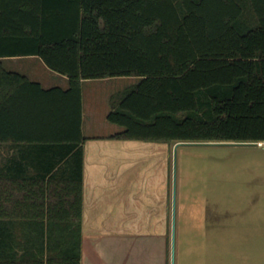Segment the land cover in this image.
I'll return each instance as SVG.
<instances>
[{
  "label": "trees",
  "instance_id": "16d2710c",
  "mask_svg": "<svg viewBox=\"0 0 264 264\" xmlns=\"http://www.w3.org/2000/svg\"><path fill=\"white\" fill-rule=\"evenodd\" d=\"M30 56L68 88L4 63ZM114 77L112 139L264 143V0H0V141L40 152L0 167V264H82V84Z\"/></svg>",
  "mask_w": 264,
  "mask_h": 264
},
{
  "label": "rangeland",
  "instance_id": "374dc122",
  "mask_svg": "<svg viewBox=\"0 0 264 264\" xmlns=\"http://www.w3.org/2000/svg\"><path fill=\"white\" fill-rule=\"evenodd\" d=\"M23 64L30 77L53 72L39 57ZM138 81L114 77L83 85L86 136L123 130L108 121L109 99ZM166 144L167 197L148 205L147 219L133 213L126 221L96 222L101 229L96 234L101 236L93 231L85 235L86 264L110 259L117 264H172L173 214L175 264H264V144ZM133 165L115 174L117 180L153 178L151 171H134ZM116 232L125 234L105 235Z\"/></svg>",
  "mask_w": 264,
  "mask_h": 264
},
{
  "label": "crops",
  "instance_id": "0c3cea01",
  "mask_svg": "<svg viewBox=\"0 0 264 264\" xmlns=\"http://www.w3.org/2000/svg\"><path fill=\"white\" fill-rule=\"evenodd\" d=\"M30 57H9L4 59L7 69L25 74L30 79L42 83L45 88L62 87L68 88L69 81L66 76L59 75L55 72L47 74L45 77L37 75V73L28 75L23 62ZM37 78V79H36ZM111 79V78H107ZM100 79V80H107ZM88 80L83 81V85ZM110 100V99H109ZM83 95V121L82 133L86 140L84 147V182H83V249L82 264L85 261V235L89 231L101 230L96 222L103 221H126L132 219L131 214H144V219L148 217V205L158 201L160 203L165 200L168 195L169 182L168 175H165L164 163L169 166L168 145L162 142H146L112 139L114 135H87L85 134V105ZM95 119V116H93ZM11 123V124H10ZM3 133L9 135V139L0 141V167L6 168L17 163L19 169L26 166V157H32L31 143L23 136L26 130L20 123L19 119H12L6 122ZM36 130V128L34 129ZM88 130H93V126L89 124ZM8 132V133H7ZM94 132V131H93ZM92 134V133H91ZM33 157H37L40 153L38 148ZM166 152V153H165ZM133 154V155H132ZM137 156L134 160H127L128 157ZM32 157V158H33ZM134 164V171L152 172L151 179L136 180L132 182H121L117 180L115 174L123 170L125 165ZM14 165L13 167H18ZM30 172L36 171L35 166L28 165ZM24 169V168H23ZM158 172V175L156 173ZM158 177V179H157ZM144 178V176H143ZM160 201V202H159ZM143 205V206H142ZM142 206V207H141ZM123 213L125 215L123 216ZM161 217H159L160 219ZM158 219V220H159ZM164 219V218H163ZM154 220H156L154 218ZM153 220V221H154ZM113 231V230H112ZM117 231H119L117 229ZM150 231L153 230L150 229ZM125 234V233H124ZM119 232L105 234L106 236L124 235ZM95 264H117L115 260L99 261Z\"/></svg>",
  "mask_w": 264,
  "mask_h": 264
},
{
  "label": "water",
  "instance_id": "95a60500",
  "mask_svg": "<svg viewBox=\"0 0 264 264\" xmlns=\"http://www.w3.org/2000/svg\"><path fill=\"white\" fill-rule=\"evenodd\" d=\"M188 144L261 145V143H257V142L210 141V142H178L176 143V147L180 145H188ZM172 264H175V214H173Z\"/></svg>",
  "mask_w": 264,
  "mask_h": 264
},
{
  "label": "bare ground",
  "instance_id": "6f19581e",
  "mask_svg": "<svg viewBox=\"0 0 264 264\" xmlns=\"http://www.w3.org/2000/svg\"><path fill=\"white\" fill-rule=\"evenodd\" d=\"M262 144H264V143H262Z\"/></svg>",
  "mask_w": 264,
  "mask_h": 264
}]
</instances>
